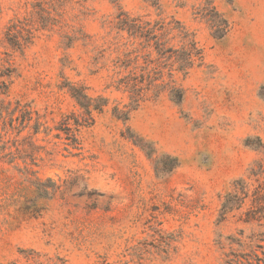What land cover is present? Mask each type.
I'll use <instances>...</instances> for the list:
<instances>
[{
  "label": "rangeland",
  "instance_id": "374dc122",
  "mask_svg": "<svg viewBox=\"0 0 264 264\" xmlns=\"http://www.w3.org/2000/svg\"><path fill=\"white\" fill-rule=\"evenodd\" d=\"M120 12L174 52L122 31ZM14 21L33 31L23 51ZM123 81L144 87L135 109ZM5 84L0 264H224L240 229H261L242 221L250 201L219 213L264 162V0H0ZM71 86L107 101L77 142L58 129L82 111Z\"/></svg>",
  "mask_w": 264,
  "mask_h": 264
},
{
  "label": "trees",
  "instance_id": "16d2710c",
  "mask_svg": "<svg viewBox=\"0 0 264 264\" xmlns=\"http://www.w3.org/2000/svg\"><path fill=\"white\" fill-rule=\"evenodd\" d=\"M118 18L121 23L120 29L122 31H127L134 38H144L148 47L151 43L150 39H156V48L159 52L162 54L174 52L173 47H166L165 42H162L160 37L158 38L156 31L160 30L162 26L159 28H157L156 25L149 27L150 23L141 22L139 21V18L131 17L127 12H120ZM6 35L8 43L12 48L23 51L30 43H32L33 31L27 28L22 22L19 21V23H17L14 21L8 27ZM187 50L191 51L189 49ZM189 55L187 64L179 66L180 70L184 69V73H187L192 66V53ZM169 58L170 56L168 59ZM120 85L131 93L130 96L133 99L131 102V109L137 108L143 98L144 87L137 88L136 84L128 81H123ZM3 89L4 90L0 87V92H6L9 89L8 84H5ZM70 91L82 111L80 113L72 112L61 122L58 129L64 131L67 137L72 135L71 137H73V140L77 142V136L74 133V130L77 131L84 126L90 125L94 121L93 112L103 111L104 106L107 105V101L106 98L103 97L95 98L90 96L85 92L83 87L71 86ZM261 96L264 97V85L261 88ZM9 109L10 107L6 106L4 103L0 105V122L4 111H9ZM126 119H128V115L126 116ZM22 120V123L24 124L25 118ZM3 123L4 125L0 127V153L1 157H9V162H12L15 156L13 151H9L11 146L8 145L10 140L6 139V120H3ZM11 127L15 128L16 126H13L12 124ZM21 131L22 129L18 130V133H21ZM36 132H38V130H36ZM17 151L20 152L18 147ZM22 169L26 177L29 179L32 175L35 176L37 172L33 169L32 164H29L26 161L25 166ZM36 181H40V178L36 177ZM233 187V190L228 191L224 195L219 213V221H225L232 212L243 209L247 202L250 201V207L245 212L242 221H244V223H250L253 220L259 221L261 229L252 230L247 236L245 235V230L240 229L241 237L233 238L232 240L234 243H238L240 248L226 253L224 264H264V162H257L250 169L248 177L238 178L235 180ZM246 246L250 249H245L247 248ZM259 251H262V255Z\"/></svg>",
  "mask_w": 264,
  "mask_h": 264
}]
</instances>
